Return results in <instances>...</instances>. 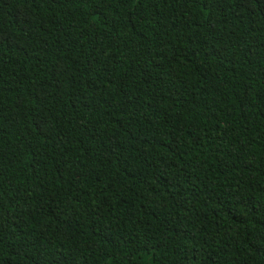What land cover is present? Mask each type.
<instances>
[{"label":"trees","instance_id":"obj_1","mask_svg":"<svg viewBox=\"0 0 264 264\" xmlns=\"http://www.w3.org/2000/svg\"><path fill=\"white\" fill-rule=\"evenodd\" d=\"M0 264H264V0H0Z\"/></svg>","mask_w":264,"mask_h":264}]
</instances>
